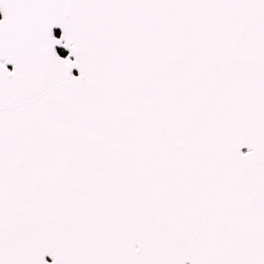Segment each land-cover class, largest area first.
Masks as SVG:
<instances>
[{"label": "snow or ice", "instance_id": "1", "mask_svg": "<svg viewBox=\"0 0 264 264\" xmlns=\"http://www.w3.org/2000/svg\"><path fill=\"white\" fill-rule=\"evenodd\" d=\"M0 14V264H264V0Z\"/></svg>", "mask_w": 264, "mask_h": 264}, {"label": "water", "instance_id": "2", "mask_svg": "<svg viewBox=\"0 0 264 264\" xmlns=\"http://www.w3.org/2000/svg\"><path fill=\"white\" fill-rule=\"evenodd\" d=\"M0 15H2V14H0ZM54 31H55V34L57 36H59L61 34L62 30L59 27H57L56 29H54ZM58 51L60 52L61 55H67V50L64 49L63 47L58 46ZM61 51H63L64 54H62ZM8 67H9V69H11L13 66L11 64H9ZM74 73L78 75V70H74ZM47 259L51 260V257H48Z\"/></svg>", "mask_w": 264, "mask_h": 264}, {"label": "trees", "instance_id": "3", "mask_svg": "<svg viewBox=\"0 0 264 264\" xmlns=\"http://www.w3.org/2000/svg\"><path fill=\"white\" fill-rule=\"evenodd\" d=\"M61 53H62V54H64V52H63V51H61Z\"/></svg>", "mask_w": 264, "mask_h": 264}, {"label": "flooded vegetation", "instance_id": "4", "mask_svg": "<svg viewBox=\"0 0 264 264\" xmlns=\"http://www.w3.org/2000/svg\"><path fill=\"white\" fill-rule=\"evenodd\" d=\"M58 33V32H57Z\"/></svg>", "mask_w": 264, "mask_h": 264}]
</instances>
